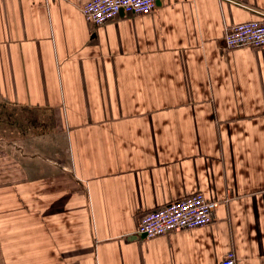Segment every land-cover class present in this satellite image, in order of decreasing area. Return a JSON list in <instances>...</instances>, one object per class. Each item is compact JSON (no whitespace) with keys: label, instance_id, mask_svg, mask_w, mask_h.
<instances>
[{"label":"crops","instance_id":"obj_1","mask_svg":"<svg viewBox=\"0 0 264 264\" xmlns=\"http://www.w3.org/2000/svg\"><path fill=\"white\" fill-rule=\"evenodd\" d=\"M87 1L0 0V143H20L0 152V264H264V47L224 40L264 0H156L102 25ZM199 191L211 223L137 233Z\"/></svg>","mask_w":264,"mask_h":264},{"label":"built area","instance_id":"obj_2","mask_svg":"<svg viewBox=\"0 0 264 264\" xmlns=\"http://www.w3.org/2000/svg\"><path fill=\"white\" fill-rule=\"evenodd\" d=\"M156 6V0H88L82 6L87 22L102 25L120 13L145 15ZM262 19L237 23L227 27L224 40L229 48L264 47V13ZM219 202L199 191L170 201L149 211L140 220L137 233L155 238L167 233L205 226L213 221ZM220 264H237L235 252L230 250Z\"/></svg>","mask_w":264,"mask_h":264},{"label":"rangeland","instance_id":"obj_3","mask_svg":"<svg viewBox=\"0 0 264 264\" xmlns=\"http://www.w3.org/2000/svg\"><path fill=\"white\" fill-rule=\"evenodd\" d=\"M0 116L8 117L11 120L13 118V120H14L15 113L14 112L12 113V110L10 111L9 108H6L4 105H2L0 103ZM43 116L45 117L44 119H48L47 121H51V118L49 117L50 116L49 113H45ZM3 129H5V128H3ZM44 131H47V134L53 135V128H47V129L46 128L45 129L37 128V129H34V131H32V134H37L38 132L41 133V132H44ZM28 143L30 144V145H27V149H29V151H37L38 150V148H37V140L36 139L30 140V141H28ZM19 144L20 143H17V145L15 146V145H10V144H4L2 142V143H0V152H1V154L8 153L9 155H13V156L19 157L18 154H17V153H19V150H17V146ZM0 165H3V164H0Z\"/></svg>","mask_w":264,"mask_h":264}]
</instances>
